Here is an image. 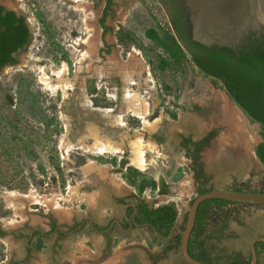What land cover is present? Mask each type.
<instances>
[{"label":"rangeland","instance_id":"obj_1","mask_svg":"<svg viewBox=\"0 0 264 264\" xmlns=\"http://www.w3.org/2000/svg\"><path fill=\"white\" fill-rule=\"evenodd\" d=\"M130 1L111 0L102 16L103 24L109 27L103 33L97 20L104 0H0L23 17L29 30L28 42L14 53V61L0 67V218L17 217L10 207L26 198L84 210L101 200L99 193H93L103 185L108 187L105 181L112 179L153 204H172L178 219L184 220L196 193L189 167L179 162L173 130H179L186 118L182 105L190 96L201 97L200 105L208 101L206 87L211 81L198 72L186 53L175 62L156 41L145 36V29L161 30L143 0H135L134 6ZM58 71L62 73L57 77L54 74ZM42 78L54 86L52 91ZM100 78L115 88L114 105L96 87ZM132 80L145 111L144 123L126 113L124 94L127 81ZM87 97L96 100L91 106L110 107L111 114H121L123 124L118 125L124 127L129 139L148 143L143 169L130 163L123 136L121 152L98 154L83 145L65 146V129L74 119L71 114L84 116L80 105ZM74 102L76 111L71 109ZM196 116L205 123L209 120ZM106 117L111 123L112 117ZM206 177L204 186L211 189L230 183L214 180L211 173ZM248 181L252 187L264 189V163L260 174ZM258 230L264 231V206L242 208L216 245L238 249ZM152 246L156 261L186 264L178 246L168 248L164 240L155 237L149 240L148 247ZM6 250V242L0 238V262L6 258ZM122 264L145 263L132 253Z\"/></svg>","mask_w":264,"mask_h":264},{"label":"crops","instance_id":"obj_2","mask_svg":"<svg viewBox=\"0 0 264 264\" xmlns=\"http://www.w3.org/2000/svg\"><path fill=\"white\" fill-rule=\"evenodd\" d=\"M130 2V4L134 6L136 1L131 0ZM149 29L143 30L145 36H147L146 32ZM151 29L154 28L151 27ZM149 39L153 40L152 38ZM130 51L132 52V50ZM61 73V71H58L54 75L58 77ZM202 76L207 77L211 81L210 85H207L206 87L208 90H206L207 95H205V98L208 99V101H203L204 104L200 105V100H203L201 97L193 98V96H190L189 100L183 103L182 107L187 115L185 119L181 120L180 129L175 130L174 128L173 130V136L175 138L174 148L179 149V162L188 166L189 172H195V170H198L197 167L201 166L200 171L205 175L206 173H211L214 180L226 179L230 181L225 187H217L227 188L237 181H248V178L253 177L255 174H260L262 162H260L255 154V146L261 142L259 137L261 129L259 125H256L252 120L243 116L239 110L231 104L223 94V91L221 90L223 88L220 86L219 82H214L213 79L208 76ZM189 91L190 90H188V93H190ZM126 93L127 94H124V99L128 103L126 109L133 115H135L132 111L133 108H138L142 111V117L137 116V114L135 116L141 118L144 123L145 120H143V114H145V111L140 103L141 101H138V93L133 92L131 94L129 89ZM128 99H131L132 102ZM83 100L85 103L88 101L87 99ZM97 109L100 113L112 117V122L114 124H123L121 114H111L113 108L98 107ZM197 114H201V117L203 118L208 117V122L205 123L203 120H200L198 116H196ZM118 117L120 119L119 123L116 121V118ZM123 138L126 140V145L129 148V161L132 153H134L135 145L138 152L137 157L140 156L139 158L142 160L144 168L146 164L144 159V149L148 143L144 144L141 141H138L137 139L139 138L136 137L134 139H129L127 136H123ZM94 140L95 139L91 141V144L85 143L82 145L90 150L95 147L92 145ZM97 140L101 142V144L104 143L103 140L99 138H97ZM129 141H133V143L131 144ZM101 144L98 147L102 146ZM116 145L121 149L117 151L121 152L123 146L119 144ZM91 150H95L98 154L101 153L97 151V147ZM103 152L111 151L105 150ZM195 152L196 160L193 161L192 156ZM130 163L133 164L132 162ZM193 165L196 166V169ZM191 178L194 182L192 176ZM105 182H107L110 188L114 189L117 193L126 192L136 195L135 192L124 183L119 184L112 179H107ZM193 187H195V182ZM98 193V191H95L93 195H98ZM92 203L93 202H91L90 205H93ZM61 213H59V217L64 218L65 220L69 219L70 212ZM120 228L121 226L117 227V229L120 230L118 232L120 234L110 233L107 237L103 235L107 230L102 232L94 230L90 231V234H86V230L84 229L81 232L68 237L71 240H68L69 256L67 264H122L128 254L132 253L138 256L141 263L162 264V262L155 260V256H152V254L156 252V248L154 246L148 247L150 238L158 237L148 234L144 228L136 229L133 233L129 230H121ZM127 237L133 239L127 241ZM137 237L139 239L141 237L143 238L135 240L134 238Z\"/></svg>","mask_w":264,"mask_h":264},{"label":"trees","instance_id":"obj_3","mask_svg":"<svg viewBox=\"0 0 264 264\" xmlns=\"http://www.w3.org/2000/svg\"><path fill=\"white\" fill-rule=\"evenodd\" d=\"M110 3L111 0H105L103 14H106ZM99 23L103 30L109 29L108 26L103 24V17L100 18ZM171 26L173 31H176L174 23L171 22ZM156 31L150 28L146 32L147 37L156 41L158 46L166 52L169 59L172 58L176 62L184 57L185 52L172 35L167 36L168 33L162 30L161 33L158 31L156 33ZM28 35L22 17L17 16L12 10H5L0 5V67L14 61L12 53L26 44ZM201 47L204 56L188 51L189 61L202 75L212 78L214 82H219L227 95L247 117L258 123L262 140L255 146V154L260 162L264 163V55L252 56L248 61L243 62L223 46H217L213 49ZM92 103L93 105L97 104L95 99H92ZM195 154L196 152L192 156L193 161L196 160ZM201 176L200 169L195 170V178L199 179ZM205 180L206 177L203 181H200L202 186L198 188V193L211 189L204 186L203 182ZM248 183L247 180L237 181L227 188L250 191ZM211 205H214L217 209L208 212V207ZM220 206H226V208L219 210ZM251 207L257 206L222 199L201 201L196 209L194 225L187 241L188 254L206 264H218L220 260L225 264H247L249 261L248 252L246 256L240 252L226 253V247H218L216 241L221 238L229 221L238 218L241 208ZM175 216L176 210L170 203L151 208L140 202L136 221L139 223L147 222L154 226L157 232L166 236L175 221ZM179 228L182 229L183 225H180ZM179 237V234H175L172 238L173 244H168L167 247H177ZM254 250L256 254L255 264H264V242H255Z\"/></svg>","mask_w":264,"mask_h":264},{"label":"flooded vegetation","instance_id":"obj_4","mask_svg":"<svg viewBox=\"0 0 264 264\" xmlns=\"http://www.w3.org/2000/svg\"><path fill=\"white\" fill-rule=\"evenodd\" d=\"M157 1L166 13L170 24L171 22L174 23L176 31H173V28L171 26L174 39L178 42L183 51L187 55L189 51L195 53L196 55L204 56V51L201 47L203 45L191 41L186 37L181 16L174 1ZM0 5L3 6L5 10L14 11L13 9L6 8L1 2ZM103 8L101 11V16L97 20L98 22L102 16L106 15L103 14ZM15 14L22 17L16 12ZM23 22L28 30V27L24 20ZM100 27L102 28L101 25ZM107 30H103L102 28L103 33H105ZM16 51L12 53L13 58ZM127 84H129V81H127ZM259 137L261 139V133H259ZM193 167L196 169V166L193 165ZM197 168L200 169L201 166ZM201 173L202 176L199 177V179H196L195 172L192 171V177L195 182V193H198V188L202 186L200 181H203L206 177L203 172ZM207 180L208 178L206 177L205 182ZM205 182H203V184H205ZM105 184H107V182H105ZM248 184V189L250 191H264V189L262 188L252 187L251 183ZM98 191L101 200L98 203L96 202V204L93 206L86 205L84 210L76 206L63 208L55 204H51L52 206H49L48 204L44 205L40 204L34 199L29 198L22 200L18 203V205H15L14 207L11 206V211H15L17 217L13 219H5V217L0 218V238L5 240L7 244L6 258L2 260L0 264H67L69 256L68 240L70 239L68 237L81 232L83 229L86 230V234H90V231L94 230H96L97 232L107 230L105 234H103L107 237L110 233L120 234L118 233L120 230L117 229V227L119 226H121V230H129L132 233L135 232L136 229L144 228L148 232V234L155 236L147 226L139 225L147 222L139 223L136 221V219L138 218V206L140 202L151 208L161 204L155 205L146 198H142L141 196L133 195L131 193H117L114 191V189L109 187V184L108 187H106V185H103V187ZM224 208H226V206H220L219 210H223ZM216 209L217 208L214 205H211L210 207H208V212ZM61 212H70L69 219L65 220L64 218L59 217V213ZM102 220H104V222H101ZM134 223H137L138 225H135ZM173 224L178 225V227L180 225L184 226V220L182 218L178 219L176 215ZM227 227H225V229L223 230L224 233L222 235H226L225 231L227 230ZM175 234L178 233L173 230L171 238L164 240L166 247L168 246V244H173L172 238ZM250 235V238L257 235H264V231H253L250 233ZM225 250L226 253L240 252L244 256H246L248 252L247 244L245 245L244 243L238 249H229L226 247ZM218 264L225 263L220 260V263Z\"/></svg>","mask_w":264,"mask_h":264},{"label":"water","instance_id":"obj_5","mask_svg":"<svg viewBox=\"0 0 264 264\" xmlns=\"http://www.w3.org/2000/svg\"><path fill=\"white\" fill-rule=\"evenodd\" d=\"M181 16L185 35L191 41L209 49L223 46L241 61L246 62L252 56L264 55V0H173ZM231 104L239 112L247 115L234 103L224 89H221ZM81 100L80 107L85 110L84 116H74L65 129V146L79 147L82 144L99 138L123 146L122 136H126L124 127L110 123L98 110ZM98 107V106H96ZM78 109L77 104L71 107ZM248 118V117H247ZM256 125L257 122L253 121ZM112 127V135L102 136V128ZM95 130V131H94ZM92 131V132H90ZM104 134V132L102 131ZM124 147V146H123ZM206 199H222L246 205L264 206L263 191L235 190L233 188H213L203 193H196L190 200L185 213L184 226L179 228L173 224L166 236H163L149 223L139 224L147 226L151 232L162 240L171 238L173 230L179 234L178 249L180 257L186 264H206L192 258L187 252V241L194 222L198 204ZM138 225L137 223H134ZM264 242V236H253L248 240L247 251L249 261L256 263L254 250L255 242Z\"/></svg>","mask_w":264,"mask_h":264},{"label":"built area","instance_id":"obj_6","mask_svg":"<svg viewBox=\"0 0 264 264\" xmlns=\"http://www.w3.org/2000/svg\"><path fill=\"white\" fill-rule=\"evenodd\" d=\"M143 3L147 9V12L152 17V19L155 22V24L157 25V27L160 30L167 32L168 34H170L174 37L173 31L171 28V24L167 18L166 13L164 12L163 8L160 6L159 2L157 0H143ZM126 54H128V52H126ZM97 82L98 83H97L96 87L101 89V92H102L104 99L107 102L112 103L114 105L116 98H117L115 88L113 86H110L108 83H106L105 80L100 79V80H97ZM133 85H134L133 80H132V83L127 84L130 92L135 91L132 88Z\"/></svg>","mask_w":264,"mask_h":264},{"label":"bare ground","instance_id":"obj_7","mask_svg":"<svg viewBox=\"0 0 264 264\" xmlns=\"http://www.w3.org/2000/svg\"><path fill=\"white\" fill-rule=\"evenodd\" d=\"M101 79V78H100ZM42 81H44L45 82V87H47V88H49V90L50 91H52L53 89H54V86H50V84H49V82L46 80V79H44V78H42ZM129 83H132L131 81L129 82ZM129 89V88H128ZM124 93H125V91H124ZM125 94H127V93H125ZM87 99V98H86ZM85 102V101H84ZM88 102V101H87ZM86 102V103H87ZM89 103V102H88ZM87 103V104H88ZM138 107V106H137ZM98 107H94L93 106V109H95V110H98L97 109ZM99 111V110H98ZM133 113L136 115L137 114V116H139V117H142V114H141V112L142 111H140L138 108H133ZM126 113H129L131 116H134L131 112H127L126 111ZM143 113V112H142ZM102 114V113H101ZM144 115V114H143ZM105 116V114H103V117ZM134 117H136V116H134ZM104 118H106L107 119V117L105 116ZM136 118H138V117H136ZM140 119V118H139ZM119 117L118 118H116V121L119 123ZM102 131L104 132V135L105 136H110V135H112V127H110V128H102V130L101 131H99L98 133H100V134H103L102 133ZM90 132H92V131H90ZM138 141H140V139H137ZM104 143L103 144H101V142H99L98 140H97V138H95V140H94V142H93V146H95V147H97V151L98 152H102L103 153V151H105V150H110V151H117L120 147H118L116 144H114V143H111V142H109V141H103ZM137 142V141H136ZM129 143H133V141H129ZM102 145V146H100V147H98L99 145ZM136 144V143H135ZM137 145H139V144H137ZM95 147H93V148H91V149H94ZM137 155H138V152H137V148H135V145H134V153H132V156H131V158H130V162H132L135 166H137L138 168H140V169H143V162H142V160L139 158L140 156H138L137 157Z\"/></svg>","mask_w":264,"mask_h":264}]
</instances>
